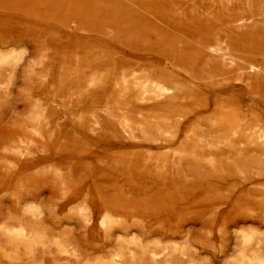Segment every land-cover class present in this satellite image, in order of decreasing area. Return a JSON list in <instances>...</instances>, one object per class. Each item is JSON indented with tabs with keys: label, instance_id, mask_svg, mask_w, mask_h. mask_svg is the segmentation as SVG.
<instances>
[{
	"label": "rangeland",
	"instance_id": "374dc122",
	"mask_svg": "<svg viewBox=\"0 0 264 264\" xmlns=\"http://www.w3.org/2000/svg\"><path fill=\"white\" fill-rule=\"evenodd\" d=\"M0 264H264V0H0Z\"/></svg>",
	"mask_w": 264,
	"mask_h": 264
},
{
	"label": "bare ground",
	"instance_id": "6f19581e",
	"mask_svg": "<svg viewBox=\"0 0 264 264\" xmlns=\"http://www.w3.org/2000/svg\"><path fill=\"white\" fill-rule=\"evenodd\" d=\"M247 1V0H246ZM239 22V21H238ZM212 51V50H211ZM220 51H223V52H225V54L226 55H224L223 57L224 58H228V55H230L231 54V49H230V47H229V44L227 43H225V44H223V43H219L218 45H216V46H214V52H215V54H218V53H220ZM219 56H222V54H218ZM229 60V59H228ZM233 61V60H232ZM240 62V61H239ZM256 67H258L259 68V65H257ZM252 69V68H251ZM260 71H262V69L260 70ZM239 73H241V72H239ZM238 73V74H239ZM14 253H16V256L18 255V252L17 251H15Z\"/></svg>",
	"mask_w": 264,
	"mask_h": 264
}]
</instances>
